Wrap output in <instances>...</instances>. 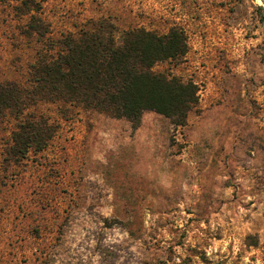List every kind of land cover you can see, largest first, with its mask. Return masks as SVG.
Masks as SVG:
<instances>
[{
    "label": "rangeland",
    "instance_id": "1",
    "mask_svg": "<svg viewBox=\"0 0 264 264\" xmlns=\"http://www.w3.org/2000/svg\"><path fill=\"white\" fill-rule=\"evenodd\" d=\"M34 2L54 36L100 19L182 30L185 55L152 70L199 98L184 126L40 105L57 132L22 159L0 122V264H264V0ZM15 6L0 3L1 81L38 47Z\"/></svg>",
    "mask_w": 264,
    "mask_h": 264
},
{
    "label": "trees",
    "instance_id": "2",
    "mask_svg": "<svg viewBox=\"0 0 264 264\" xmlns=\"http://www.w3.org/2000/svg\"><path fill=\"white\" fill-rule=\"evenodd\" d=\"M15 3V15L26 17L19 36L38 47L24 64L21 80H0V122L13 121L9 155L22 159L45 150L58 126L38 106L59 104L67 109L96 111L126 119L138 127L145 112L184 126L198 104V86L157 73L153 66L186 53L182 30L165 34L129 27L119 31L109 19L83 24L77 32L51 34L34 0Z\"/></svg>",
    "mask_w": 264,
    "mask_h": 264
}]
</instances>
